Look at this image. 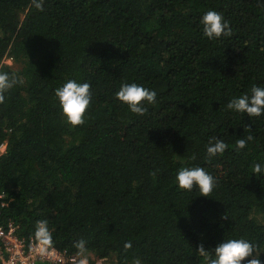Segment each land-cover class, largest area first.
Returning a JSON list of instances; mask_svg holds the SVG:
<instances>
[{
	"label": "trees",
	"instance_id": "16d2710c",
	"mask_svg": "<svg viewBox=\"0 0 264 264\" xmlns=\"http://www.w3.org/2000/svg\"><path fill=\"white\" fill-rule=\"evenodd\" d=\"M29 5L0 0V71L24 80L0 105L8 203L0 224L12 222L30 240L47 220V245L73 254L83 239L90 264H207L196 246L213 250L231 238L257 245L264 264V172L252 171L264 168V115L227 108L264 87L258 0H45L43 12ZM209 10L230 23L231 37L204 35ZM69 79L92 92L75 128L55 97ZM124 83L156 92L146 115L116 99ZM213 137L228 149L209 159ZM196 166L216 180L208 197L176 182L180 169Z\"/></svg>",
	"mask_w": 264,
	"mask_h": 264
},
{
	"label": "clouds",
	"instance_id": "9594fccd",
	"mask_svg": "<svg viewBox=\"0 0 264 264\" xmlns=\"http://www.w3.org/2000/svg\"><path fill=\"white\" fill-rule=\"evenodd\" d=\"M44 3L45 0H30L29 7L43 12ZM258 4L264 7V0H258ZM200 23L203 26L204 35L210 40L233 35L230 23L225 21L222 14L215 10L207 11ZM260 51L264 52V47H261ZM23 83V78L15 73L9 74L6 71H0V105L5 103V93L16 85H22ZM55 97L59 101L63 117L68 125L75 128L85 123V116L92 102L90 84L78 83L74 79H69L62 87L56 89ZM156 98L155 91L136 83H124L116 93V99L127 105L130 112L138 116L146 115L148 109L145 104H154ZM227 108L237 113H245L250 118L264 115V87L253 85L250 94L245 93L238 98H233L227 104ZM253 139L252 135L238 139L236 149H244L247 143ZM227 149L228 145L222 139L215 137L211 138L206 146L209 159L217 155H223ZM252 171L255 174H261L264 172V168L257 163L253 165ZM176 182L181 190L192 191L197 188L203 197H208L216 186L215 178L199 166L180 169L176 175ZM222 219L227 220V215L222 216ZM34 235L40 243H52L47 220L36 222ZM74 247L79 253H84L86 251V241L81 239L75 243ZM131 248V242L124 244L126 251ZM196 252L207 261V264H261L258 246L243 238L224 240L213 250H206L204 244L200 243L196 246ZM133 264H141V261L135 259Z\"/></svg>",
	"mask_w": 264,
	"mask_h": 264
},
{
	"label": "built area",
	"instance_id": "2783aa9c",
	"mask_svg": "<svg viewBox=\"0 0 264 264\" xmlns=\"http://www.w3.org/2000/svg\"><path fill=\"white\" fill-rule=\"evenodd\" d=\"M5 146V145H2ZM1 149V148H0ZM4 151L0 154L4 153ZM5 195L0 194V208L8 203ZM87 264L83 253L70 254L38 242L22 238L12 223L0 224V264Z\"/></svg>",
	"mask_w": 264,
	"mask_h": 264
},
{
	"label": "rangeland",
	"instance_id": "374dc122",
	"mask_svg": "<svg viewBox=\"0 0 264 264\" xmlns=\"http://www.w3.org/2000/svg\"><path fill=\"white\" fill-rule=\"evenodd\" d=\"M7 64L12 65L13 63H12V61L7 60ZM4 148H5V146H1V149H0L1 152L4 151ZM83 256H84L87 264H90V262L95 259L94 255L91 254V253H83ZM107 261L103 260L102 262L97 263V264H113V261L112 260H107Z\"/></svg>",
	"mask_w": 264,
	"mask_h": 264
}]
</instances>
